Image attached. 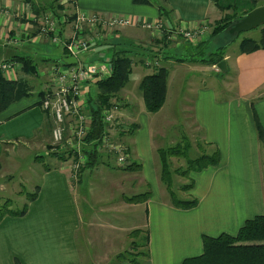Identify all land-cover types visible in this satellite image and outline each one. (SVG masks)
<instances>
[{
	"label": "crops",
	"instance_id": "1",
	"mask_svg": "<svg viewBox=\"0 0 264 264\" xmlns=\"http://www.w3.org/2000/svg\"><path fill=\"white\" fill-rule=\"evenodd\" d=\"M161 4L170 11L163 20L175 29L193 27L204 21L211 23L221 18L213 0H161ZM76 7L83 12L128 16L149 23L158 21L161 16L156 5L135 4L133 0H76ZM17 11L22 13L19 14L23 15L21 18L17 17ZM34 15L35 11L26 0H0V64L16 65L15 71L0 70V73L10 81H25L30 94L16 100L0 113V166L6 156V147L23 146L29 149L49 139L53 140V121L40 105L43 98L41 93L50 87L51 68L61 63H53L42 57V51L53 43L49 37L39 34L38 25L33 21ZM62 30L63 41L68 40L73 26H63ZM106 34L100 31L98 36L102 41L92 45L91 51L86 52L95 54L96 60H110L114 49L123 48L122 43L125 41L143 43L155 36L141 27L124 28ZM263 35L264 28L261 29L260 38ZM16 39L20 42L15 44L13 40ZM60 45L64 54L61 62L64 63L68 55L63 45ZM181 45H173L169 49L178 51ZM20 57L34 60L37 65L35 74L25 72ZM225 60L229 61L226 75L230 74L231 69L236 70V75L233 86H224L223 95H220L215 82L202 87V81L196 80L201 78L202 64L193 65L191 85L190 81L186 84L179 73L180 66L185 63L167 60L161 62L160 66L169 71L164 107L157 113L146 110L150 118L144 111H140L139 118L135 112L125 116L135 123V136L130 139V143L134 150L133 161L141 168L122 172L125 186L122 199L126 206L110 223L113 231L109 233H112L104 241L99 234L98 247L93 255L95 264L106 260L110 262L117 254L127 250L128 243L131 244L133 240L124 236L140 228L141 235H149L150 252V258L141 264H181L188 258L203 254V236L218 237L223 233L235 236L247 220L264 215L263 148L253 120L255 110L264 126V50L244 54L227 52ZM144 71L136 84L137 92L140 93L136 96L139 102L143 100L139 91L140 82L152 73V69ZM134 74L135 69L131 77ZM135 81L131 78L129 83ZM95 83L83 90L87 108L88 96L95 92ZM128 85L126 88L129 90ZM173 86L176 92H173ZM186 89L192 97L191 110H187L189 97H184ZM232 89L234 95L231 94ZM134 90L130 87V91L119 93L118 96L124 97L126 94L134 100L131 92ZM178 97H181L179 101ZM174 107L180 108L173 119ZM125 113L120 111V116ZM188 115L192 125L201 131L197 152L201 155L202 152L211 154L217 150L220 163L216 167L190 174L194 181L193 187L180 191L179 195L182 200L196 199L199 204L184 210L174 206L161 180L157 150L164 147L157 142L156 136H161L162 140L171 133L173 135L174 126L181 120L180 117L185 119ZM171 117L173 121H169ZM199 144L202 147H198ZM50 160H53V164L44 166L45 170L35 186L39 190L38 197L29 203L28 212L21 217L6 216L0 222V264H16V260L20 264H86L78 243L83 207L72 186L70 161ZM170 161L172 163L175 158ZM47 166L51 167L49 171ZM175 177L180 186L189 180H183L178 175ZM107 179L112 180L113 176L109 175ZM146 192H150V198L144 203L133 204L124 199ZM87 220L98 222L96 218ZM120 236L125 239L121 240Z\"/></svg>",
	"mask_w": 264,
	"mask_h": 264
},
{
	"label": "trees",
	"instance_id": "2",
	"mask_svg": "<svg viewBox=\"0 0 264 264\" xmlns=\"http://www.w3.org/2000/svg\"><path fill=\"white\" fill-rule=\"evenodd\" d=\"M133 1L135 4L140 5H156L161 15L158 21H162L164 32L161 37L155 38L154 42L135 43L132 41H125V43H122L124 45L123 48L118 50L114 49L112 52L110 59L112 74L107 78L96 81L94 94L88 96L87 104L91 116V131L85 139L89 145L83 150L88 157V161L86 165L79 170V181H81L83 172L86 170L91 171L97 165L103 163L102 156L104 155L98 153L97 150V147L101 144L104 133H106V125L103 122V112L113 107V99L129 84L131 75L133 74L134 57H139L141 59L140 62L146 66V68L152 69V73L141 80L139 91L142 94L146 110L149 113H157L166 103L169 77V71L165 67L156 66L157 64L159 65L163 61L173 60L177 63L195 62L196 64L207 66L218 65L225 59L226 51L231 42H234V40H232L228 45L225 44L221 47H217L214 51L209 50V44L207 46L208 40L200 42L197 46L183 43L178 51L171 49L165 50L169 45H172V42L168 40L167 32L170 29L175 30V28L170 27V25L166 24V21L163 20L165 15L168 17L170 11L161 4V0ZM258 1L259 0H249L247 2L249 5L244 8L238 6V0H227V4H224L225 0H213L219 9H232L233 12L226 14L220 21L215 22V28L212 31L211 38L219 37L220 34L229 32L236 22H239L254 9L264 5V3L263 5H258ZM56 3V0H45L41 4H32V8L37 15L40 14L42 9H55ZM234 36L238 38V34L235 33ZM239 48L241 54L264 50V35L258 41L252 38L242 39ZM19 61H21L27 74L36 73L37 65L33 59L29 57H20ZM150 61L152 67H149L147 64ZM93 62H95V60H91L87 62V64ZM61 64L65 66L68 65L63 62H61ZM28 95H30L29 86L25 81H10L4 77L3 73H0V113L16 100ZM41 96L44 98V93H41ZM253 120L259 142L263 148L262 163L264 166V126L255 110H253ZM131 128L129 135L134 134L135 131L134 126ZM191 147L192 144L190 140L185 138L183 142L175 146L157 150L161 166V180L167 187L174 206L184 210L195 208L199 204V201L196 199L182 200L178 198L177 192L173 187L174 176L178 175L189 179L188 184H183L179 187L180 190L187 191L191 189L194 184V181L190 178L192 172H200L209 167H216L220 163V154L217 150L211 154L202 152L198 157L193 159L190 158L188 151ZM198 147H202V144H199ZM48 156L53 159H58L61 162H68L75 155L70 150L59 152L50 150ZM43 157L44 156H37L36 161H42ZM173 157L184 158L187 166L185 168L179 167L172 170L170 160ZM119 168L123 169V171L133 172L138 171L141 166L130 159V163L127 166ZM46 169L49 171L51 167L47 166ZM80 172H82L81 175H79ZM72 179L73 176L71 180ZM38 194V189H36L34 193H27V203L22 210L12 209V202L6 200L0 207V222L6 216H24L28 212L29 203L34 201L38 197ZM149 196L150 193L146 192L132 197H125L124 199L129 203L137 204L147 201ZM140 234V230L131 232V235L134 236H139ZM148 243V233L145 237V244H141L134 239L130 244L133 251H126L116 255L109 264H120L122 262L141 264L144 260L150 258ZM142 247H145V250H141ZM203 247L204 252L202 255L188 258L181 264H264V215H258L247 220L235 236L227 233H223L218 237L203 236ZM16 264H20V262L16 260Z\"/></svg>",
	"mask_w": 264,
	"mask_h": 264
},
{
	"label": "rangeland",
	"instance_id": "3",
	"mask_svg": "<svg viewBox=\"0 0 264 264\" xmlns=\"http://www.w3.org/2000/svg\"><path fill=\"white\" fill-rule=\"evenodd\" d=\"M56 8L55 9H42L40 11V14H37L38 16H41L42 14L48 12L49 10H64L67 9L70 13H67L70 22L74 18V13L72 12L74 9V6H72L71 2L67 3V0H56ZM227 0H225L224 4L226 3ZM249 0H238V6L239 7H247V2ZM26 2L35 4V3H40V0H26ZM258 5H263L264 1L259 0ZM216 6V5H215ZM67 7V8H66ZM217 7V6H216ZM2 8V7H1ZM218 9V14L223 18L226 14L232 13L233 10H221L217 7ZM237 10V9H236ZM32 12V11H31ZM18 18L22 17L23 15L19 11H17ZM36 14V13H35ZM60 15V14H59ZM220 18V19H221ZM211 21L207 22L209 25L210 29L207 35H205L202 39L197 41L196 43H192L190 41H185V40H180L178 42H172V45H169V47L165 48V50L174 47L173 45L177 44H183V43H188L197 46L200 42L208 40L207 46L209 44V50L214 51L217 47H221L222 45H228L232 40L234 42H231L229 45L227 52L230 54L233 53H238L240 51V41L244 38H252L254 40H259L260 34H261V29L264 28L263 26H260L259 28L253 29L248 32H242L238 34V38L235 37L233 33H231V30L229 32H224L219 35V37H214L211 38V34L213 29L215 28V22L220 21ZM237 23V22H236ZM235 23V24H236ZM234 24V25H235ZM129 28V27H128ZM138 28V27H137ZM233 28V27H232ZM231 28V29H232ZM124 29V28H120ZM120 29L114 30L111 33H114L115 31H118ZM144 31L151 32V30L143 29ZM101 30L98 29L96 31H89L88 34L98 37V39L95 41L93 44L94 46L97 43H100L102 41L101 37H99V32ZM102 32V31H101ZM108 34H111L107 31ZM157 38L156 36H154ZM154 37H150V39H146L143 43H151L154 42ZM235 38V39H234ZM65 50V49H64ZM208 51V50H207ZM170 52V51H168ZM226 52V54H227ZM225 54V55H226ZM42 57L50 59L53 63H61V60H63V49L61 45H54L51 44L50 46L46 47L44 49V52L42 51L41 53ZM96 55L93 53H85L79 56V60L83 61L86 63V60L90 62L91 60H95V62L98 61L96 60ZM139 57H134L133 60V70L135 69V74L133 75V80H136L135 82L129 83L127 88L123 89L122 92H127L130 91V87H133L135 90L131 91L133 92V97L134 100H131L129 95L127 96L126 94L124 97L118 96L113 99V103H118L119 108L121 113L124 111L126 112L124 116H118V124L115 125V127H111V130L113 131V136L112 138H109V143L110 144H119L123 143L128 147V151L130 154V159H134L133 155V147L131 146L130 139H132L135 134H130V130L132 129L131 127L135 124L131 121L130 117L125 118V116L129 114H133L135 112L138 114V118L140 117V111H144L147 118H150V115L146 112V107L144 101L140 100L141 102L137 101V95L140 93L137 92V82L140 79L142 73H144L146 66H144L140 62ZM225 60V59H224ZM173 62V60H171ZM229 61H226V63ZM163 63V62H162ZM175 63V62H174ZM149 67H152L151 61L147 63ZM196 63H191V62H185V65L180 66L179 73L183 75L184 82L186 84L188 81L192 85V76H193V68ZM229 63H227L228 66ZM156 66H161V63ZM209 67V68H208ZM230 67V66H229ZM228 72V70H227ZM222 73L221 70L218 68V65L214 66H204L201 71V78H196L197 81H202V87L204 85H207L209 82H215L219 86V93L220 95L224 94V86L229 84L233 86L234 80H235V75H236V70L231 69L229 75H223V74H228V73ZM226 77V78H225ZM225 78V79H224ZM173 92H176L175 86H173ZM187 90V89H186ZM233 90V89H232ZM234 95V90L231 93ZM171 98L172 94L170 93ZM127 96V97H126ZM188 96L189 101L188 104L189 106L187 107V110H191L192 106V97L189 95L188 90L186 91V94L184 97ZM126 97V99H125ZM181 97H178V100H180ZM140 99V97H139ZM176 101V102H177ZM139 102V104L136 105V103ZM180 107H174L173 110V119L177 117V111L179 110ZM172 113V110H171ZM180 117V116H179ZM190 116L188 115L185 119H183V116L180 117L181 120L176 123L174 126V132L173 135L172 133L165 137L164 139L161 140V136H156L157 142L160 143V145L164 148L166 147H172L177 145L178 143L183 142L185 138H188L192 144V147L188 151V155L190 158H196L200 155V152H197V143L201 140V134L200 130H198L194 125H192V120L189 119ZM172 117L171 120L173 121ZM188 119V120H187ZM143 121L145 122V117H143ZM135 132V131H134ZM175 133V134H174ZM129 136V137H128ZM53 142L52 140H48L45 143H41L39 146L34 147V148H25L23 146H9L6 147V156L4 158V162L2 166H0V207L1 205L6 201L10 200L12 202L11 208L14 210H22L24 205L27 203V193H34L36 191L35 186L37 185V182L40 180L41 175L43 171L45 170L44 164L47 165L48 163L53 164V158H50L46 153L50 151V149L53 147ZM31 146V145H29ZM9 148V150H8ZM98 150V149H97ZM84 152V151H83ZM98 153L103 154V163L97 165L93 170L89 171L86 170L83 172L81 176V181H79V176L77 178H73L72 181V186L76 190V194L78 197V200L80 202V206H82V215H83V223H82V228L78 234V243L79 246L81 247V253L83 255V258L86 262V264H95L93 255L98 247V241H99V234L101 235V239L104 241L105 238L109 236L110 232L113 231L112 227L110 226V223L118 216L120 212H122L123 208H125V202L122 199L123 196V189H124V184L122 182L123 180V169L119 168L117 166L116 161H115V154L111 151V148L107 145H103L101 147V150H98ZM85 154V153H84ZM44 155L42 161H36L37 156ZM87 157V156H86ZM175 161L171 163V168L172 170L182 167L185 168L186 165V160L184 158H177L174 157ZM159 160V159H158ZM76 159H73V157L70 159V174L71 178L73 176V164ZM88 161V157L81 163L83 164L81 167L79 166L80 169L83 168L84 165H86ZM107 163H106V162ZM80 164V165H81ZM108 164H111L114 168L110 167ZM110 168H109V167ZM82 172H80L79 175H81ZM108 175V176H107ZM109 175L113 176L112 180H108ZM107 176V177H106ZM177 176V175H176ZM185 180V178L178 176ZM80 182V183H79ZM188 181H185V184H188ZM165 185V184H164ZM180 185H178V179L174 176V183L173 187L176 192H178V198L181 199V196L179 195L180 190L179 188ZM167 188V187H166ZM179 188V189H178ZM168 191V190H167ZM26 193V194H25ZM130 193V192H129ZM150 193V192H149ZM169 193V191H168ZM25 195V197L23 196ZM143 194V193H142ZM22 195V196H21ZM170 195V194H169ZM150 198V196H149ZM148 198V199H149ZM148 201V200H147ZM145 201V202H147ZM144 203V202H141ZM138 204V203H137ZM177 208V207H176ZM88 218H96L98 222H90L87 219ZM142 220V218H141ZM139 223L141 221L139 220ZM141 229V228H140ZM140 229H135V230H140ZM134 229L131 230V232L135 231ZM118 231V230H117ZM120 232V231H119ZM131 232L125 235L124 237H128L131 240H136L137 242H140L141 244H145V237L146 234H140L138 237L131 235ZM119 234V233H118ZM120 235H122V232H120ZM123 236H120L121 240H124ZM130 243H128L127 247L128 249L126 251H132ZM143 250H145V247H142ZM121 253V252H120ZM123 253V252H122ZM118 255V254H117ZM104 260V259H103ZM108 260L98 263L97 264H105ZM111 262V261H110ZM110 262H107L106 264H109Z\"/></svg>",
	"mask_w": 264,
	"mask_h": 264
},
{
	"label": "built area",
	"instance_id": "4",
	"mask_svg": "<svg viewBox=\"0 0 264 264\" xmlns=\"http://www.w3.org/2000/svg\"><path fill=\"white\" fill-rule=\"evenodd\" d=\"M70 2L74 6L72 12L75 14L71 22L67 15L70 12L67 9L62 11L49 10L41 16L34 15L33 21L38 25L40 35L49 37L55 45L62 44L68 58L75 57L78 59V63L74 65L55 64L51 68V84L45 90L44 98L40 104L53 121L51 129L53 147L51 151L70 150L74 153L73 159H76L74 162L76 165L73 164L72 171L73 178H77L79 166L81 167L84 164L81 163L87 158L83 150L89 145L85 139L91 131V116L86 106V94L83 90L87 85L112 74L110 60H98L89 64L79 60L80 55L91 51L92 45L98 39V37L88 34V30L100 29L104 33L107 31L111 33L120 28L141 27L151 30L156 37H161L164 30L162 21L149 23L128 16H108L83 12L76 7V0H67V3ZM70 24L73 26V32L68 40L63 41L61 37L62 27ZM209 29V25L204 21L193 27L170 29L167 36L171 42L185 40L196 43L208 34ZM13 42L16 44L20 41L16 39ZM15 69L16 65L14 64H0L1 71H15ZM119 107L118 103H114L113 107L104 110L103 122L106 125V133H104L97 149L100 151L103 145L109 146L115 154L117 166L125 167L130 163L128 147L123 143L110 144L108 142L109 138L113 136L111 127L118 124Z\"/></svg>",
	"mask_w": 264,
	"mask_h": 264
},
{
	"label": "water",
	"instance_id": "5",
	"mask_svg": "<svg viewBox=\"0 0 264 264\" xmlns=\"http://www.w3.org/2000/svg\"><path fill=\"white\" fill-rule=\"evenodd\" d=\"M264 25V6L258 7L251 11L247 16L237 22L231 29V33L240 34L242 32H248L253 29L259 28ZM65 64L74 65L78 63V59L75 57H69L64 60ZM218 68L222 73H226L228 66L226 60L221 61L218 64Z\"/></svg>",
	"mask_w": 264,
	"mask_h": 264
}]
</instances>
